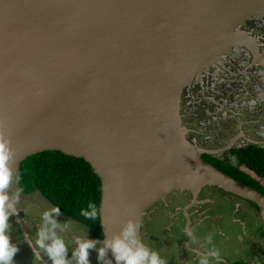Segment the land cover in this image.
<instances>
[{
	"label": "water",
	"instance_id": "water-1",
	"mask_svg": "<svg viewBox=\"0 0 264 264\" xmlns=\"http://www.w3.org/2000/svg\"><path fill=\"white\" fill-rule=\"evenodd\" d=\"M254 14L260 0H0L7 166L15 176L47 150L87 161L101 180L102 246L129 222L143 243L146 210L174 190L217 187L264 222V195L205 161L179 128L196 73L244 46L264 64L240 28Z\"/></svg>",
	"mask_w": 264,
	"mask_h": 264
},
{
	"label": "rangeland",
	"instance_id": "rangeland-1",
	"mask_svg": "<svg viewBox=\"0 0 264 264\" xmlns=\"http://www.w3.org/2000/svg\"><path fill=\"white\" fill-rule=\"evenodd\" d=\"M252 17L256 19L252 21L251 29L244 31L249 33L258 51L264 57V14H254L250 18ZM239 48L247 50L246 46ZM248 57L249 54L246 57L245 52L243 55L234 54L232 48L228 53H224L217 63L204 67L192 77L179 101V128L187 143L212 153H219L229 147L246 146L251 141L264 147V100L252 94L254 83L264 86V75L259 76L264 72V64L247 60ZM258 78L262 80H256ZM13 178L12 183L15 185ZM24 190L29 193L27 186H24ZM229 206L231 209L227 205L218 204L216 211L225 213L226 216L219 217L213 222V228L194 236L195 239L201 236L203 243L220 254L219 256L214 254L212 258L208 257L205 260L208 264L211 262L212 264H229L238 261L264 263V223L260 214L258 219H254L251 215L239 210V207L233 208L231 204ZM181 224L182 221H179L177 225ZM56 231L60 232L57 229ZM175 231L176 239L173 246L169 238L167 239V252L171 253L174 263L177 261L178 246V250L185 257H189V263L191 253L188 252L187 246V250L182 249L183 234L177 229ZM64 232L68 234L67 239L77 240L86 233V229L81 226L76 231L74 228L67 227ZM22 233L25 236L24 230ZM21 238L18 237V239ZM34 238L35 235L28 236L29 240ZM47 242L51 243V240ZM74 244L76 245L75 241ZM35 250L39 252L36 248ZM92 256L89 254L91 264H98L94 256L91 258ZM66 258L71 264H76V260L72 257Z\"/></svg>",
	"mask_w": 264,
	"mask_h": 264
},
{
	"label": "flooded vegetation",
	"instance_id": "flooded-vegetation-1",
	"mask_svg": "<svg viewBox=\"0 0 264 264\" xmlns=\"http://www.w3.org/2000/svg\"><path fill=\"white\" fill-rule=\"evenodd\" d=\"M254 19H256V17L249 18L248 20L242 22V30L251 29L250 25ZM233 50L234 54L243 55L245 52L246 57L247 54H249V57L246 59L254 61L253 55L248 49L233 48ZM259 54L261 56L263 55L261 52H259ZM263 75L264 72L263 74H259V76ZM256 80L261 81L262 79L258 78ZM254 85L255 87H253L252 94L256 95V97H258L260 100H264V86L257 85L255 83ZM250 145L260 146L258 143L251 141V143L247 144L246 146L231 147L230 149L240 147L246 148ZM230 149L219 153H212L207 150H203L204 153L202 156L203 159L208 163L213 160H218L222 164L227 165L228 157L225 156V153ZM17 175L20 177L19 183L17 182ZM13 179L15 185H13V183L10 184L9 188L7 189V194L9 195V200L12 203V208L19 213L18 216H13L10 218V223L12 225L10 232L11 240L13 243L18 244V246H21L22 248V251L20 250V252L17 254L18 264H32L33 252H35L36 256L40 257L39 264H50L52 262L46 251L44 249H40L35 243L38 238L36 234L42 228L51 229V232H54L57 237L62 238L68 247L67 256L72 257V252L77 247V245L74 244L76 239H67L66 237L68 234L64 232L63 228H61L62 230L60 228L53 229L42 219L43 213L55 206L50 204L47 199L43 198L44 196L38 190L31 193H26L24 190L25 183L19 174H16ZM16 193L20 194L18 202H16ZM235 203H237L236 206ZM218 204L227 205L230 209L231 207L229 205L231 204L233 208L239 207V210L251 215L254 217V219H258L260 217L256 204L234 194L224 192L217 187L211 188L209 186H205L201 188L198 194H195L190 190H174L166 195L164 199L158 200L146 210L141 226L143 244L149 248L150 254L154 250L159 252L161 257L166 260V264H198L199 260L201 259H207L208 257L212 258L214 253L205 243L202 242L201 236L197 237V239H195L194 236L196 234L203 233L207 229L213 228V222L219 219V217L226 216L225 213H219L216 211ZM53 218L56 219L60 225H67L70 228L76 229V231L79 230L81 226H83L86 229V233L78 238L81 240H95L97 241L96 249L102 247L100 243L102 239H96L85 225L70 219L61 212L58 216L53 213ZM179 221H182L181 225H177ZM56 229L60 232L58 233ZM176 229L182 232V237H184L182 249L187 250V246L188 252L191 253V261L189 263V257H185V255H183L178 250V246L176 257L177 261L174 263L172 262L171 253L169 254L167 252V239L169 238V241L173 246V242L175 241L174 239H176L174 238V236H176ZM22 230H24L26 233L25 236L22 233ZM32 235H35V238L30 240L32 242V249H29L27 243H25V240L28 239V236ZM18 237L22 238L18 239ZM45 243L50 244L47 241H45ZM35 248L37 251H39L38 253L36 252ZM172 253H174L173 249ZM89 254L93 255L97 262V251L89 250ZM93 256L91 258H93ZM47 259L48 261H46ZM193 259L194 263H192ZM49 260H51V262ZM212 263L213 262L210 264Z\"/></svg>",
	"mask_w": 264,
	"mask_h": 264
},
{
	"label": "trees",
	"instance_id": "trees-1",
	"mask_svg": "<svg viewBox=\"0 0 264 264\" xmlns=\"http://www.w3.org/2000/svg\"><path fill=\"white\" fill-rule=\"evenodd\" d=\"M227 165L218 160L209 164L264 195V147L250 145L232 148L225 153ZM206 161V160H205ZM29 192L39 191L60 212L85 225L96 239L104 237L100 218L93 222L80 215L90 202L101 204V180L92 166L82 158L47 150L28 157L17 172ZM234 264H264L236 262Z\"/></svg>",
	"mask_w": 264,
	"mask_h": 264
},
{
	"label": "clouds",
	"instance_id": "clouds-1",
	"mask_svg": "<svg viewBox=\"0 0 264 264\" xmlns=\"http://www.w3.org/2000/svg\"><path fill=\"white\" fill-rule=\"evenodd\" d=\"M264 3V0H260ZM13 153L10 147V141H5V138L0 134V264H18L16 260L17 254L21 250V246L13 243L11 240V217L18 216L19 213L8 204L9 195L7 189L12 183L13 171L7 164L12 159ZM17 182H20V177L17 175ZM20 194L16 193V202L19 201ZM46 199V198H45ZM89 210H81L80 215L90 221H97L100 218V207L90 202ZM53 213L58 216L60 214L59 206L52 207L43 213L42 219L51 226V228L67 229V225H60L56 219L53 218ZM36 245L40 249H44L53 264H71L67 259L68 247L64 240L57 237L51 229L42 228L37 232ZM51 240L50 244L45 241ZM29 249H32V242L29 239L25 240ZM77 247L72 252V257L76 260V264H91L89 259V250L97 251L98 264H166V260L161 257L159 252H149V248L140 242L137 233L136 225L129 222L122 230L120 235L114 236L112 239H107L105 236V243L103 247L96 249L95 240H81L75 241ZM213 253L219 256V252L211 249ZM111 251L112 259H106L108 253ZM40 257L32 253V264H39ZM200 264H208L205 259L200 260Z\"/></svg>",
	"mask_w": 264,
	"mask_h": 264
},
{
	"label": "crops",
	"instance_id": "crops-1",
	"mask_svg": "<svg viewBox=\"0 0 264 264\" xmlns=\"http://www.w3.org/2000/svg\"><path fill=\"white\" fill-rule=\"evenodd\" d=\"M44 198V197H43ZM48 201V200H47ZM49 202V201H48ZM50 203V202H49ZM51 204V203H50ZM18 259V256H16V260Z\"/></svg>",
	"mask_w": 264,
	"mask_h": 264
}]
</instances>
